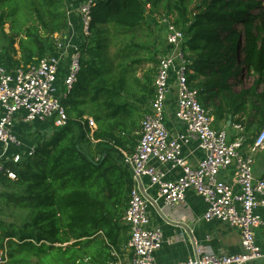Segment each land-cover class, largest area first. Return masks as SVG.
<instances>
[{"label": "trees", "instance_id": "16d2710c", "mask_svg": "<svg viewBox=\"0 0 264 264\" xmlns=\"http://www.w3.org/2000/svg\"><path fill=\"white\" fill-rule=\"evenodd\" d=\"M70 4L0 0V38L7 48L0 63L12 70L52 53L55 35L67 32ZM159 17L184 34L189 84L202 105L211 106L219 120L246 116L248 129L262 126L263 3L95 0L77 82L62 101L65 126L52 128L47 140L40 138L33 156L10 164L15 180H1L0 215L10 210L13 220L0 219L3 264H44L48 256L51 264H112L114 252L121 253L129 239L122 216L132 178L120 151L135 146L140 119L153 98L152 75L140 80L135 68L144 63L157 67L163 42L150 23ZM247 76L253 77L250 87L236 90ZM85 116L97 125L96 143L81 124ZM239 117L236 123L242 122Z\"/></svg>", "mask_w": 264, "mask_h": 264}, {"label": "built area", "instance_id": "2783aa9c", "mask_svg": "<svg viewBox=\"0 0 264 264\" xmlns=\"http://www.w3.org/2000/svg\"><path fill=\"white\" fill-rule=\"evenodd\" d=\"M67 9L68 29L63 37L55 35L54 50L35 63L8 70L0 63V183L3 177L15 180L11 165L31 157L35 147L22 153L7 154L10 146L20 142L12 133L16 121L23 123L50 121L51 128L65 126L66 100L77 82L80 71L81 44L89 36L91 10L95 0H70ZM165 49L159 57L153 81L154 93L141 123L139 138L132 152H121L123 163L131 173L132 185L122 221L129 228L126 256L112 264H157L156 253L162 248L163 235L152 227L148 205L156 200L146 197L142 179L157 188V200L174 208L184 202L186 192L200 197L207 208L201 221H218L235 229L240 237V252L228 254L201 251L195 257L175 264H251L264 260V252L256 241L257 230L264 228V173H253L254 156L264 151V121L252 144L239 123L230 139L225 130L213 127L212 119L198 99L197 91L189 84L186 60L182 51L184 34L167 18ZM175 93L173 116L184 130L171 136L166 118ZM24 116L19 117V113ZM90 134L96 129L92 118L84 117ZM192 141L203 158L192 168L183 155V148ZM165 165L178 168L179 175L166 179ZM233 168V180L221 178V173ZM236 187V188H235ZM5 248L0 250V264L6 261Z\"/></svg>", "mask_w": 264, "mask_h": 264}, {"label": "crops", "instance_id": "0c3cea01", "mask_svg": "<svg viewBox=\"0 0 264 264\" xmlns=\"http://www.w3.org/2000/svg\"><path fill=\"white\" fill-rule=\"evenodd\" d=\"M165 47L166 45H165V39H164L163 49L160 47V49L163 50V53H164ZM154 77L152 76L153 81H154ZM151 86H152V89L154 90L153 82ZM170 97H171V101H170L169 109L173 111L175 93L171 94ZM215 105H217V102H215ZM204 108L208 110V113L212 119L213 127L218 130H225L228 133L229 138L233 139L236 135V132L232 126L236 123L235 120L238 119L239 116L236 118H233L232 120H230L229 118L227 119V117L219 120L216 118V115L213 113V109L211 106H207V108L206 107ZM146 112H144V114ZM22 116H24V112L19 113V117H22ZM89 118H92V117H89ZM142 118L140 119V123H141ZM19 119L20 118H18V120L16 121L17 123L14 125L12 129V133L17 138V140L20 142V145L10 146L7 151V154L9 155H13L15 153L16 154L22 153L32 147L33 148L36 147V144L38 143V141L40 140V137L42 136V135L37 136L38 134L34 133L36 129H39L37 131L39 133H42V131L47 130V133L49 135L52 131L50 121H34L32 122V124L40 123V124L45 125V127L38 128L35 126L32 128L33 130H27L26 126L29 125L30 123L20 122ZM240 119L242 122L239 124L242 126V130L244 134L247 135L249 131L247 128L246 116L241 117ZM140 123H139V130L136 133V135L138 136L136 139V142L139 138ZM166 127L171 136H174L177 133H180L184 130V126L174 118L173 113L171 115H167ZM20 128H22V130ZM96 129H97V125H96ZM32 132H33V135L28 136L29 134H32ZM92 134L89 133V139L92 143H96L97 140H94ZM253 138L254 136H250L251 140H253ZM197 145H198L197 142L192 141L188 146L183 148V155L186 158L188 164L192 168H194L197 165L198 161H200L203 158V153L200 151ZM247 146L248 144L246 143L245 149ZM134 147L128 148V149H122L120 153L121 152H128V153L132 152ZM0 151H1V148H0ZM163 169L166 171V179L168 180H173L179 175L178 168H171L169 165H165ZM233 173H234L233 168H230L221 173V178L227 180L228 182H232ZM253 173L256 177H261L263 175L264 173V151H259L257 152V155L254 156ZM142 190L147 198L151 200H156L154 204L148 205V213L152 221V224H151L152 227L160 228L162 231V235H163L162 248L156 253L157 264H175L177 262H181L189 258H193L196 256V254L202 253L203 251H209L213 253L224 252L228 254H237L240 252L239 233L237 230L229 228L227 225H226L227 231L229 232L228 234L230 235V238H229L230 243H227V244H224L222 239H220L219 236L216 235V232L213 230L207 229L205 231H200V232H197L195 230V227L200 226L202 224L208 225L211 222L207 223V222L201 221V216L202 214H204L207 208V205L200 197L195 195L193 192L191 191L186 192V197L183 203L175 206L174 208H169V207H165L160 200H157V188L155 186H150L149 180L146 177L142 179ZM185 210H187L186 213H185ZM258 213L261 215H264V210L259 209ZM212 222L216 223L218 221H212ZM262 229L264 230V228ZM259 235L261 236L262 240H259L256 234V241H257L258 246L264 252V231H262ZM128 236H129V232H128ZM126 245L127 243L121 248L120 254L118 252H114V254L116 256H119L121 259L125 258ZM177 245L179 246L183 245L187 247L188 250L185 253L181 254L180 252L182 251L175 250V247ZM232 245H235L236 247L231 248ZM166 248H168L169 250L173 248L174 249L171 252L170 251L167 252ZM181 248L184 249V247H181ZM115 262H116V258H115ZM251 264H264V260L260 262H254Z\"/></svg>", "mask_w": 264, "mask_h": 264}, {"label": "rangeland", "instance_id": "374dc122", "mask_svg": "<svg viewBox=\"0 0 264 264\" xmlns=\"http://www.w3.org/2000/svg\"><path fill=\"white\" fill-rule=\"evenodd\" d=\"M256 1H259V2H261V3H263V5H264V0H256ZM258 12H255V14H257ZM163 18L164 17H159L158 19H156V23L154 24V23H150L152 26H154L155 27V29L156 30H160L161 31V33H160V31L159 32H157V34H159V35H161V40H162V42H163V45H164V38H165V26H164V24H163V22H162V20H163ZM238 27V29L239 30H243V26L242 25H238L237 26ZM8 28H9V26L8 25H6L5 26V30L6 31H8ZM158 35V36H159ZM160 38V37H159ZM157 44L158 43H156V46H157ZM162 47H163V45L162 44H160ZM6 52H7V48H6V44L4 43V40L2 39V38H0V54H2V59L4 60V56H6ZM113 52H114V49L113 48H110L109 49V54L110 55H112L113 54ZM8 54V53H7ZM109 58H110V60H112V57L111 56H109ZM5 60H6V62L8 61L7 59H6V57H5ZM157 66V65H156ZM149 70H151L150 72H148ZM155 71H156V67L155 66H153V65H150V64H147V63H144L143 64V66H141V67H137V68H135V74H136V76L140 79V80H142L146 75H148V74H151L153 77H154V75H155ZM252 81H253V77L252 76H247L246 77V80H245V84H243V86L242 87H239V88H237L236 90H240V89H247V88H249L250 87V85L252 84ZM172 110L171 109H168V114L167 115H171L172 114ZM171 119V118H170ZM38 127V128H42V127H45V125H43V124H40V123H30L29 125H27L26 126V129L27 130H33L32 128L33 127ZM248 128V127H247ZM261 128V126H253V127H251L250 129H248V134L246 135V138L248 139V138H250V136H255L257 133H258V131H259V129ZM21 130H22V128H20ZM39 129H36L35 131H34V133L35 134H38L37 136H39V135H42L40 138H42L43 140H47L48 139V137H49V134L47 133V130L46 131H42V133H39V132H37ZM41 130V129H40ZM24 131V130H23ZM27 135V134H26ZM30 135H33V132H32V134H29L28 136H30ZM247 144H249V142H247ZM257 155V153L255 154V156ZM15 204H13V203H11V205L10 206H14ZM12 210H14V209H12ZM186 211L187 210H185V213H186ZM9 212H10V210L9 211H7V214H6V216H1L0 215V219H3L5 222H7V223H10V222H12L13 220H12V218L10 217V214H9ZM184 213V214H185ZM207 229H210V230H213V231H215L216 232V235L217 236H219V238L220 239H222V241H223V243L224 244H227V243H230L229 242V238H230V235L228 234L229 232L227 231V226H226V224L225 223H223V222H216V223H214V222H211V223H209L208 225H200V226H197V227H195V230L197 231V232H200V231H205V230H207ZM262 231H264L263 229H260V230H257L256 231V234H257V236H258V239L259 240H262V238H261V236L259 235ZM234 232V231H233ZM226 233V234H225ZM181 247H184V249H182ZM236 246L235 245H232V247L231 248H235ZM174 249V248H173ZM173 249H171V250H169L168 248H166V251L168 252V251H173ZM175 250H180V251H182V252H180L181 254H183V253H185L188 249H187V247H185V246H183V245H177L176 247H175ZM169 252V253H170ZM52 263V260H51V256H48V257H46L45 259H44V264H51Z\"/></svg>", "mask_w": 264, "mask_h": 264}]
</instances>
